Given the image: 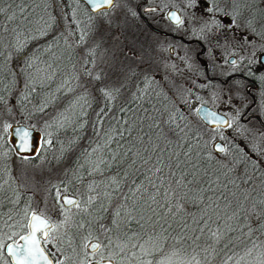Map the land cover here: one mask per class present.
<instances>
[{"label": "trees", "instance_id": "trees-1", "mask_svg": "<svg viewBox=\"0 0 264 264\" xmlns=\"http://www.w3.org/2000/svg\"><path fill=\"white\" fill-rule=\"evenodd\" d=\"M77 1L74 12L71 0H0V6L11 4V11L0 14V46H10L17 63L10 74L0 53V115L8 97L19 121L49 131L47 137L41 132L33 155L23 156L0 128V226L20 234L34 208L33 192L23 186L16 158L32 164L46 158L51 174L38 183L44 199L54 202L62 189L78 195L89 203V218L95 217L94 226H102L103 235L116 221L122 239L134 241L133 249L143 245L141 256L151 264L165 258H170L167 264H189L193 257L200 264H224L229 256L233 260L228 264H234L248 249L252 255L242 264H258L264 259V170L252 166L254 155L239 144L238 129L226 135L185 106L196 93L211 102L207 85L198 80L205 78L203 70L192 62L186 80L166 77L158 58L166 49L153 37H144L148 47H140L148 29L140 30L135 11L132 15L125 9L120 25L115 20L109 24L120 27L124 59L118 67L105 66L103 79L115 84L106 88L111 97L100 96L96 86L101 79L80 73L79 52L94 43V31L74 33V28L111 7L93 12ZM159 1L148 0L158 8ZM262 2L249 0L245 12L260 18ZM12 12L16 15L9 20ZM75 38L83 41L75 44ZM255 79L263 87V78ZM101 109L102 121L97 115ZM215 132L224 137L225 159L211 147ZM153 143L162 151L152 152ZM148 156L153 159L145 165L141 157ZM157 156L163 161L161 172L151 170ZM4 261L3 254L0 263Z\"/></svg>", "mask_w": 264, "mask_h": 264}, {"label": "rangeland", "instance_id": "rangeland-1", "mask_svg": "<svg viewBox=\"0 0 264 264\" xmlns=\"http://www.w3.org/2000/svg\"><path fill=\"white\" fill-rule=\"evenodd\" d=\"M169 1L170 0H160L159 1L160 9L157 8L158 9L157 12H159L160 10L165 14L170 7H176L179 9L181 8L184 12V17H183L184 21H187L193 27L198 28L201 26L203 28H206V31L208 32L214 31V29L216 31H219L215 27L222 28L221 31H219L221 33L218 36H215L216 37L215 39H210L208 37V42H209L208 54L213 60H216L217 55L221 51L224 52V54H226L224 57H226L228 54H233L237 58H254L257 60L259 53L261 51H264V14L262 13L259 18L257 16H254V12L251 11L245 12L244 5L247 4L249 0H227V1L199 0L200 2L205 1L208 4V7L204 6L203 3L198 2V0H174L175 2H177V4ZM77 5H78L77 0H71V7L74 12L76 11ZM110 7H111L110 10L105 13L90 16L88 19L89 23L88 25L86 24L87 26L81 25L80 28L77 27L74 28V33L76 31L82 33L89 32L91 30L94 31V33L92 34L95 36L94 43L88 44L82 50V54L81 52H79L80 61L81 63L84 64L80 68L81 69L80 73H83L85 77H90V75L87 74L90 72L91 77L93 79L94 78L96 79L97 76L101 79L100 82L102 81L103 83L101 82L96 86L98 88L100 96H106L104 94V91L102 90H106V88H108L111 84L112 85L115 84L113 79L110 80L109 78L108 82H106V79H103L104 74L102 71L104 70L105 66L107 65V67H114L117 64L118 67V64L124 59L123 55L125 48L119 44L120 39L118 35L120 34V27L118 26L112 27L109 24L110 22H112V20H115L119 24L118 19H120L119 18L120 16L124 15L125 9L130 10L131 14L134 15L135 3H132L129 0H114V3ZM217 9H219V11H216ZM241 9H244V11ZM201 12H207L206 16H203L202 15L203 13ZM241 12H243V14ZM220 15L222 16V18L219 17ZM258 18L262 21L259 22L260 20ZM226 20H228V22ZM74 21L76 22L80 21L81 23V19L79 17L78 18L75 17ZM94 23L95 26H92V24ZM60 30L63 32V29ZM82 41H83L82 38L81 39L75 38L74 43L78 44ZM118 47L120 51H118ZM220 47H224L227 49L224 50L219 49ZM0 48H3L0 50V53L4 55L1 62L3 65L4 64L7 65L8 71L11 74L14 70H16L15 68L17 64L14 62V59L12 58V51H11L12 49L10 46L7 45L0 46ZM92 56L93 58H91ZM9 73L8 76L10 75ZM122 78H123V73H122ZM93 87L95 86L92 85V88ZM92 90L95 89L93 88ZM78 92H80L79 89ZM208 94L211 97L210 104L215 108H219L221 109V111L227 113L230 117L229 123L236 125L238 123L237 109L232 103L231 97L221 89ZM199 96L202 95L196 93L194 97L185 100L184 101L185 106L195 110L199 103L201 102L206 103V101L202 98H199ZM263 96L264 95H261L260 107H261V112L264 115ZM7 99L8 97L5 98L6 100L5 109L2 108L3 112L0 115V128L7 133V140H8L9 125L11 123L21 122V121H19V114L12 109L13 107L10 104V101ZM38 129L44 135H46V137L48 136L49 131L47 129L45 128L44 129L38 128ZM236 129H238L239 132L242 133V136H240L241 138L239 144L242 146L243 145L246 146L248 151L252 152L254 155V160H252L251 163L252 166L255 168L256 165H259L260 168L264 170L263 130L258 129L255 125L251 123H242V122L238 123V127L232 129L231 132L232 133L236 132L235 131ZM218 138H220V132H215L214 136L210 140L211 147L213 142ZM48 140L49 139L46 138L44 142L45 146H48L46 144L48 143ZM227 149L228 148H226V143H225L223 151H219L218 153V156H220L221 159L226 158L223 155L227 154L226 153L228 151ZM16 160H17L16 168L19 171L18 175H20V177L23 180L22 181V183L24 184L23 186L25 188L31 189L28 190L29 192H33L31 197L34 198L33 199L34 208L30 211L32 212L38 210L44 211L43 208L50 207L49 203L52 202V201H46L47 199H44L47 195H45V192L41 194V186L38 185L39 182H42L44 178L48 177L47 174H51V172L49 171L50 166L46 161V158H40L33 164L30 163L25 157H17ZM260 191L264 192V188H261ZM58 192L60 198V196L66 191H63L62 189ZM79 202H81V204L78 203L79 204L78 208L81 209L85 205V202L81 200ZM3 204L4 203L0 202V206H2ZM46 209L47 208H45V210ZM64 217H70V216L65 215ZM91 218L92 220L89 218L90 220L89 223L94 224L95 217L94 218L91 217ZM113 224L114 225L111 227V232L107 234V237H109L110 239L109 241L115 243L117 248H126L127 250L126 264H148L149 259H144L141 256V252H142L141 245L139 244L137 249H133L132 247L135 244V242L130 241L128 243L125 240H123L122 236H120L119 224L116 221H114ZM98 229H99V233L102 234V229H103L102 226H98ZM8 233L9 232H6V234ZM69 248L70 247H67L64 242L63 249H69ZM169 260L170 258H165L162 260V262H159L158 264H167Z\"/></svg>", "mask_w": 264, "mask_h": 264}, {"label": "flooded vegetation", "instance_id": "flooded-vegetation-1", "mask_svg": "<svg viewBox=\"0 0 264 264\" xmlns=\"http://www.w3.org/2000/svg\"><path fill=\"white\" fill-rule=\"evenodd\" d=\"M198 2L200 1L198 0ZM200 3L208 7L205 1ZM157 8V5L149 3L148 0H137L135 2V14L139 19L140 30H143V27L148 29L146 34L142 35V40L138 41L139 46L148 47L147 42L143 40L144 37L157 39L160 43L156 45L158 47L163 45L166 49V52L159 51L158 58H161H159L161 64H164L166 72L168 71L166 77L169 76L173 80H186L185 76L193 69L192 62L198 65L205 75V78L198 77L203 86L207 85L205 93H213L219 89L225 91L231 97L232 103L237 109L238 123H251L256 127L259 125L263 128L264 133V126L255 116V114H258L264 122V115L260 107L261 95H264V85L259 87L255 81L256 76H260L263 78L264 84V63L259 60V57L257 60L254 58H237L233 54H228L224 57L226 54L221 51L217 55L216 60H213L208 54V37L215 39V36L221 33L219 32L222 29L221 27H215L219 31L214 29V31L210 32L201 26L198 28L193 27L187 21H184L183 10L176 7L182 22H172L167 18L166 13L157 12ZM216 11H219V9ZM201 13H203V16L207 14V12ZM219 17L222 18L221 15ZM146 20L164 32L152 29ZM226 21L228 22V20ZM202 49L203 51H201ZM219 49L224 50L227 48L220 47ZM200 58L206 60V66L202 64ZM207 104L212 106L210 103ZM212 107L215 108L214 106ZM215 109L221 111L219 108ZM221 112L227 116V123L225 125L216 124L215 126L220 127V130H223L227 135L232 129L238 127V123L236 125L230 124L229 115L224 111ZM218 139L224 141V137L221 134ZM223 144L225 145V142ZM74 195L77 197L76 201L81 204L79 196ZM61 196L58 198L56 195L57 200L49 203L50 207H44V211H35L47 217L50 223L57 225V228L53 229L50 235L58 237V241L49 240L47 244L42 242L46 252L54 254L49 256L54 261V264L57 260L63 261L64 264H89V262L90 264H95L100 260L106 259L111 260L113 264H126V248H117L114 242L109 241L110 239L107 237L109 230L105 235L100 234L98 226L95 227L94 224L89 223L88 217L89 215L91 216V211L88 210L89 203L85 202V205L79 209L73 205L63 203ZM45 208L47 209L45 210ZM31 213L32 211L28 213L25 225L28 223ZM65 215L70 217H64ZM66 218L67 222L64 223ZM90 219L92 220L91 217ZM103 230L104 228L102 232ZM6 232L9 233L6 234ZM26 232L27 229L24 227L20 234L12 236V230L0 226V239L7 243L12 241L8 240L7 237L12 236L13 240L20 241L19 236ZM93 240H96L100 245V248L95 252L90 247V242ZM64 242L67 247H70L69 249H63ZM3 254L7 257V264H14L6 250Z\"/></svg>", "mask_w": 264, "mask_h": 264}, {"label": "snow or ice", "instance_id": "snow-or-ice-1", "mask_svg": "<svg viewBox=\"0 0 264 264\" xmlns=\"http://www.w3.org/2000/svg\"><path fill=\"white\" fill-rule=\"evenodd\" d=\"M89 3L92 4L94 9L99 10V9H103L105 6H111L114 3V0H89ZM9 11H11V4H9L7 7L0 6V14H4ZM21 11H23V9H21ZM15 15L16 13L12 12L11 15L8 16V19L9 20L14 19ZM171 16L178 23L182 22L180 20V17H178L175 12L171 13ZM87 74L91 75L90 72ZM97 79H99L98 76ZM102 91H104V94L107 97L112 96L111 91H107V90H102ZM102 113H103V109H101V112L97 114L101 121H102V115H101ZM224 122L225 121H223L222 119L220 120V123H224ZM27 135L28 133L24 132L21 135V139L25 140ZM48 143H50V141H48ZM149 147L152 152H157L158 150L162 151V149L159 148V145L154 143L151 144ZM148 150H149L148 147L144 149V151L146 152ZM220 151H223V149L221 148ZM136 155H139V152H137ZM152 159L153 157L151 156H148L147 158L141 157V160L145 165H148L149 161ZM133 163H135V161H133ZM161 164H163V161L160 160L159 157L157 156L156 163L152 165L151 170L155 172H161L162 168L159 166ZM177 183L179 184V181ZM175 194L176 193H174V195ZM57 197L59 198V192L57 193ZM152 199L153 201H155L154 197ZM64 200L67 205H73L77 208L79 207L78 202L74 199L65 197ZM177 207H179V205H177ZM168 210L171 211L170 208ZM117 214L119 215V213ZM66 222H67V218L65 219L64 223ZM24 227L27 229V234L19 236V240L24 241V243L21 244L19 241L12 239V236L18 235L17 233H13L12 236L7 237L8 240H12V243H6V241L0 240V256H2L3 252L6 250L8 255L13 259L14 264H54V261L49 258L50 255H54V254L47 253L45 248L42 247L41 244L42 242L44 244H47L49 240L58 241L59 239L58 237H53L50 235L52 230L57 228V225L50 223V221L47 218H45L43 215L37 214L35 211H33L30 215L28 223L24 225ZM185 227H187V225H185ZM212 236L217 240V242H219V240L221 239V237L217 234V232H213ZM151 239L152 238L149 237V241ZM91 247L95 252L100 248V245L98 243H94L91 245ZM141 247L143 248V245H141ZM255 247L256 245L254 244L253 248ZM251 255H252V249H248L244 255L239 256L238 258L235 259L234 264H242V262L245 261L246 257ZM261 255L264 256V253H262ZM232 260L233 257L229 256L227 260L224 262V264H228V262ZM193 262L194 264H200V261L195 260V257H193ZM193 262H189V264H193ZM4 264H7V261H4ZM55 264H64V262L61 260H57L55 261ZM109 264H111V262H109ZM149 264H151V262H149ZM258 264H264V259L259 260Z\"/></svg>", "mask_w": 264, "mask_h": 264}, {"label": "water", "instance_id": "water-1", "mask_svg": "<svg viewBox=\"0 0 264 264\" xmlns=\"http://www.w3.org/2000/svg\"><path fill=\"white\" fill-rule=\"evenodd\" d=\"M80 1H82L90 11L96 12V11L102 10V9H99V10L94 9L92 4L89 3V0H80ZM109 7L110 6H105L103 9H107ZM173 12H175L176 15L178 17H180L179 12L175 7H170L166 11V16L170 21L177 22L171 16V13H173ZM146 22L152 29L159 31V32H162V33L164 32V31L160 30L159 28H156L155 26H153L147 20H146ZM201 51H203V49ZM258 57H259V60L262 63H264V51H261L259 53ZM200 60H201L202 64H204L206 66V60L204 58H200ZM195 110H196L197 115L206 123H209L212 125H216V124L225 125L227 123V120H228L227 116L223 112L216 110L215 108H213L212 106H210L207 103H204V102L199 103ZM255 116L258 118L259 122L264 126V122H263L262 118L258 114H255ZM221 119L225 122L220 123ZM8 131H9L8 140L12 144L15 152H17L18 154H23V155H33L37 151L39 144H40L41 136H42V133L38 128H36L32 125L23 123V122H14V123H11L9 125ZM24 132H27L28 135H27L25 140H22L21 135ZM212 148L216 151H220L221 148L222 149L224 148V144L220 139H216L212 144ZM61 197H62L63 203H65V200H64L65 197L77 200V197L74 194H70V193H63ZM36 213L41 214L39 212H36ZM41 215H43V214H41ZM29 218H30V216H29ZM45 218H47V217H45ZM25 234H27V232L22 234V235H25ZM19 242L21 244L24 243V241H19ZM7 243H12V241H8ZM94 243H97V241L96 240L91 241L90 247ZM41 246H42V244H41ZM10 259L14 263V261L11 257H10ZM109 262H111V264H113V262L111 260H108V259L100 260V261L96 262L95 264H109Z\"/></svg>", "mask_w": 264, "mask_h": 264}]
</instances>
